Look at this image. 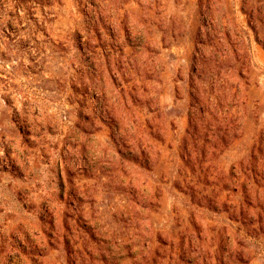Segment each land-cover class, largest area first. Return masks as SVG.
<instances>
[{
  "label": "rangeland",
  "instance_id": "obj_1",
  "mask_svg": "<svg viewBox=\"0 0 264 264\" xmlns=\"http://www.w3.org/2000/svg\"><path fill=\"white\" fill-rule=\"evenodd\" d=\"M0 264H264V0H0Z\"/></svg>",
  "mask_w": 264,
  "mask_h": 264
},
{
  "label": "trees",
  "instance_id": "obj_2",
  "mask_svg": "<svg viewBox=\"0 0 264 264\" xmlns=\"http://www.w3.org/2000/svg\"><path fill=\"white\" fill-rule=\"evenodd\" d=\"M245 1H246V0H242V2H244V3H245ZM252 12H253V11H252ZM250 14H253V13H250Z\"/></svg>",
  "mask_w": 264,
  "mask_h": 264
}]
</instances>
